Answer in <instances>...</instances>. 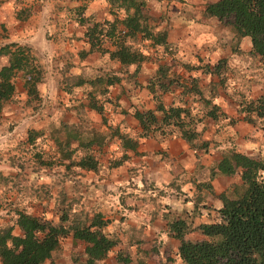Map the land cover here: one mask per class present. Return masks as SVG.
Masks as SVG:
<instances>
[{"label":"trees","instance_id":"16d2710c","mask_svg":"<svg viewBox=\"0 0 264 264\" xmlns=\"http://www.w3.org/2000/svg\"><path fill=\"white\" fill-rule=\"evenodd\" d=\"M103 1L106 15L95 18L92 17L95 13L84 15L88 0H56V3L65 8L66 17L84 28L88 49L81 50L80 56L98 51L107 53L121 64L119 73L111 67L96 64L87 72L76 75L67 73L69 68L64 64L60 83L62 89L72 93L75 87L84 83L91 85L86 100L78 102V105H69L68 108L79 111L85 106L106 121L103 101L109 98L106 94L109 85L119 82L124 77L122 72H126L136 83L139 67L149 55L146 47H137L135 41H143L150 47L154 45L157 58L164 55L171 42L167 38L168 18L163 19L164 15L150 12L151 0ZM30 12L29 6H20L15 14L18 18H25ZM203 12L206 16L218 19L226 32L231 33L228 32L231 47L237 53L250 56L251 63L257 68L255 73L263 78L264 69L259 67L264 65V0H211L206 2ZM243 37L249 40V50L239 48ZM133 64L135 67L128 72V66ZM204 66L203 71L217 73L218 83L224 85L226 57L219 58L213 65L205 63ZM187 67L193 68L194 65ZM43 77V64L30 45L13 40L1 43L0 114L14 110L17 123L30 121V112L27 111L25 116L22 112L26 107H35L39 111L41 103H35V100L39 96L37 83ZM175 84L182 86L183 97L189 94V98L182 103L165 104L162 94ZM146 87L154 106L133 108L132 116L138 124L135 133L122 131L119 126L111 124L110 129L95 127L86 115L57 123L53 117H49L28 136L27 142H33L36 134L40 139L52 143L53 150L33 152L37 165L29 175L30 180L23 182L25 187L14 188L18 171L0 167L1 200L11 193L29 204L51 201L58 213L55 220L30 213L21 207L15 209V224L20 233H14L13 224L9 222L0 224V264H57L53 252L61 247L62 239L68 235L73 242H84L83 258H75V264H99V260L108 256L119 238L106 230L111 218L105 217L99 209L100 203L92 198L95 188L87 185L85 176L101 168L102 163L96 151L112 141L120 153L118 156L115 152L109 153V157H113L110 158L113 159L112 166L127 160L130 152L140 153L139 140L145 137L178 135L195 150L208 149L209 140L202 138L207 116L213 119L227 117L226 112L213 102L214 94H206L197 77L189 79L162 67L155 69ZM23 88L24 96L21 95ZM193 102H197V108ZM237 104L238 115L231 117V121L238 118L247 122H254L255 118L264 120V88L255 96L238 92ZM55 113L57 117L59 114L60 119L62 113L59 110ZM45 131L47 133L43 134ZM6 138L2 136L1 139ZM0 148L4 152L5 144H1ZM38 167L45 171L50 168L51 171L46 172L51 173L46 177V172L38 171ZM215 167L221 174L238 173L240 182L217 194L221 203L212 207L214 214L210 220L194 224L195 212L199 210L198 203L201 200L199 194H195L192 211L183 210L180 214L164 211L167 233L178 239L177 252L182 264H264V154L251 155L235 146L228 147L221 151ZM10 178L13 183L8 181ZM200 185L212 191L209 181H202ZM147 186L155 189L154 181H149ZM52 187L56 188L55 193ZM19 188L24 191L17 193L15 189ZM156 191L154 196L149 194V197H157L162 189L157 188ZM206 212L209 215L212 213L209 207ZM194 229H198L205 237L187 238L186 233ZM116 259L126 264L131 256L125 251H118Z\"/></svg>","mask_w":264,"mask_h":264},{"label":"crops","instance_id":"0c3cea01","mask_svg":"<svg viewBox=\"0 0 264 264\" xmlns=\"http://www.w3.org/2000/svg\"><path fill=\"white\" fill-rule=\"evenodd\" d=\"M208 1L211 0H151L150 12L164 15L163 19L168 18L167 38L171 45L163 52L161 58L148 55L135 76L136 83L126 72H122L124 77L108 87L106 94L109 98L103 101L107 123L119 126L122 131L135 133L138 124L132 116V110L134 107L154 106L146 83L161 62L170 65L175 61L179 68L172 71L187 77L193 71L187 65L205 58L210 64H214L219 58L226 57L225 82L223 87H218L213 102L219 105L220 110L226 112L227 117L213 119L207 116V126L202 133V138L209 140L206 151L193 149L178 135L166 138L145 137L139 140L140 153L129 151L130 157L127 160L114 166L103 164L98 171L87 174L90 176L86 178L95 180L87 184L90 188H95L92 198L100 203L99 209L104 212L105 217L111 218L106 230L115 233L119 238L118 243L108 252L115 261L113 264H121L116 259L118 251H125L131 256V260L126 264H182L177 252L178 239L167 233L164 211L169 210L176 214L183 210L192 211L195 194H199L201 200L198 203L199 210L195 212L194 224L210 220L214 214L212 207H217L221 203L217 194L240 182L238 173L225 175L217 172L214 176H209L211 168L217 170L215 163L221 156V151L235 146L245 152L259 149L264 154V123L257 125L241 118L230 120L231 117L238 115V92H244L245 96L261 93L264 88V77L259 78L255 73L257 68L251 63L250 56L237 53L231 47L230 36L218 19L204 14L203 10ZM92 2H97L98 6L93 7ZM104 4L103 0H88L86 11L91 10L96 17L104 16L106 15ZM58 5L56 0H37L36 3L30 0H9L5 3L0 0V23L4 29L7 25L13 27L19 22H28L35 13L42 12L45 20L42 27L46 34L44 39L26 40L25 35L28 33L24 32L26 31L24 28L28 23H22L17 30L21 36L1 31L0 44L12 40L26 43L31 46L43 64L44 77L37 83V92L43 98L39 111L41 114L45 113V117L65 106L78 105V102H84L88 96L91 88L89 83L75 87L72 93L61 88L65 66L69 68L67 73L75 75L87 72L96 64H101L105 68L111 67L117 73L120 72L121 66L117 59L110 58L107 53L91 51L80 56L81 50L88 49L86 38L83 36L80 38L81 41L76 43L72 31L80 25L66 17L65 8ZM20 6L30 7L31 12L25 18H18L15 14ZM246 38L243 37L239 43L242 50L251 48ZM134 67L135 64L128 66V72ZM259 69H264V65ZM202 74L208 75L212 80L218 77L214 72ZM259 85L261 90L255 92L254 86ZM54 90L62 95L53 97ZM24 91L23 88L22 96ZM57 98L65 102L62 108L56 103L52 104ZM162 98L165 104L182 103L189 95L183 97L182 86L175 84L162 94ZM46 100L50 104L45 103ZM193 104L197 108V102ZM28 109L29 107H26L22 112L23 116ZM72 109L73 112H77L76 109ZM13 111L2 114H8L10 117L14 114ZM97 115L99 114L95 113V117ZM74 117L78 118L77 115ZM0 123L3 127L6 122ZM0 135L4 136L3 132ZM164 153L167 155L164 156ZM151 180L154 181L155 189H149L147 186ZM202 181H209L212 184V191L202 185L198 186ZM157 188L162 189V192L155 198L149 197V194L152 196L156 194ZM207 207L212 211L210 215L206 212ZM186 237L200 239L205 235L194 229L187 232ZM155 241L158 243V251L154 254L150 248ZM171 256L173 260L169 261L168 257ZM104 260L105 258L99 260V264H104Z\"/></svg>","mask_w":264,"mask_h":264},{"label":"rangeland","instance_id":"374dc122","mask_svg":"<svg viewBox=\"0 0 264 264\" xmlns=\"http://www.w3.org/2000/svg\"><path fill=\"white\" fill-rule=\"evenodd\" d=\"M3 1L5 3L9 2V0H3ZM30 1H32V2L34 1L36 3L37 0H30ZM92 5H93V7L98 6L97 2H92ZM7 7H8V5H7ZM91 14H92V11L88 10V9H87V11L85 10V12H84V15H86V16L91 15ZM92 17L95 18L96 15L92 14ZM43 22L45 23V20L42 17V12L39 14L35 13L32 20H29L28 22H19L18 25H15L13 27H10V25H7V28L4 29L0 23V32L2 31V32L7 33V34L9 33L12 35L21 36L20 32L17 31L19 28V25L22 23H28L26 25V27L24 28V30H26L24 32L28 33L27 35H25V39L26 40L28 39L31 41L32 38H38V40H42V39H44V36L46 37L45 32L42 30ZM228 32H226V33L228 34ZM72 33L74 34L73 38H75L76 43H79L81 41L80 38L84 36L83 26H81V27L77 26V28L75 30H73ZM230 34H228V36H230ZM138 42H139V40L137 42L135 41V45L137 47L141 48L142 46L143 47L145 46L146 50L149 52V57L150 56L156 57V51L154 50L155 49L154 45H151V47H150V45L146 46L145 42H143V41H140L139 43ZM246 42H248V41L246 40ZM86 58H88V57H86ZM91 58H92V56H91ZM205 62L209 63V61L206 60V58H205L204 60L199 59V61L197 63L192 64V65H194V67L192 68L193 71L187 77L189 79H190V77H197L198 82L201 85V87H204L205 93L206 94L211 93V94L215 95L216 92L218 91V87H223V85L218 83V77H216L215 80H212L209 78L208 75L202 74V72H207V71H203V68L205 67L204 66ZM210 65H213V64H210ZM171 66H173V68ZM159 67H162V69L167 70V71L178 70V68H179V67H177V63L175 61H173L170 65H167V63L161 62L159 64ZM207 73H210V72H207ZM191 75H197V76H191ZM259 87H260V85L254 86L255 92H257V91L259 92L261 90V89L259 90ZM249 90H251V89H249ZM48 95H50V94L48 93ZM58 95L60 97L62 94L56 93V91L54 90L53 97H56ZM45 99H47V98H45ZM59 99L57 98V100L52 104L54 105L56 103V104H58L59 107L62 108L64 106L65 102H62ZM36 100H35V103H38V101H40V103H41V100H43V98L38 96V97H36ZM44 102L48 103V100H46ZM48 104H50V103H48ZM28 111L31 114L30 121H23V122L21 121L18 123L16 122L17 117L15 115L16 114L15 111H13L14 114H11L10 117L7 116L8 114L7 115L0 114V122L1 121L6 122L3 125V127L1 126V123H0V133L5 130V132L3 134H4V136L8 137L5 140H2L1 139L2 136L0 135V142L2 141L0 143V145L3 143L5 144L4 152L0 148V167H2V168H14L15 170H13V172L18 171V174H17L18 177L15 178V181H14L15 182L14 188L25 187L23 182L27 183L30 180V177H29L30 173L35 171V169H36L35 165H37V164L34 163V161L36 160V157L33 154V152L38 151V150H40L42 152L43 151L44 152L45 151H51L52 152V150H53L52 149L53 148L52 143H50V142H48L42 138L40 139V137H38L36 134H35V139L33 140V142H31L29 144L27 142L28 136H30L35 129L40 128L42 126V124L44 123L43 121L49 119V117H53L52 119L54 120V122L57 123L59 121L60 122L69 121L70 118H73L75 115H77L79 117H81L82 115H86L90 118L91 123L95 127H98L101 129H110L109 124L105 120H102L100 115H97L95 117V113H93L90 109H88L85 106L81 107V109H79V111H77L76 113L73 112L72 108H68V106H65V108L59 110V113L60 112L62 113V116L60 118L61 120L59 119V114L57 117V114L55 113V111L52 113V115L48 114L46 117L44 116L45 113L41 114V111L36 110L35 107H32V108L29 107ZM70 111H72V112H70ZM244 121H246V120H244ZM263 121H264L263 118H255L254 122H251V123L260 125L261 123H263ZM46 133H47V131H45V133H43V134H46ZM4 141H6V142H4ZM113 143H114V141H112L108 146L103 147V149L100 148L96 151V152H98L97 155H98L99 160H101L102 165L103 164L111 165V162L113 163V159H110L113 157H109V153L111 154L113 152H116L115 155H117V156L120 155L119 152L117 151L118 149L114 147ZM247 153H249L251 155L263 154V153H261V151H259V149H252L250 152H247ZM20 162L22 164H20ZM37 170L41 171L44 169L38 167ZM46 171H51V170H50V168H48ZM46 171L44 170V172H46ZM217 172H218L217 170H215L214 168L213 169L211 168L210 172H209V176L212 177ZM50 173L51 172H49V173L46 172V175H47L46 177H48V175ZM86 179L90 183L94 182L93 179L89 180L90 177H88ZM8 181H10V183L11 182L13 183L12 178H10ZM16 185H19V186H16ZM21 188L15 189V191L17 193H22V191H24V190ZM52 191H53V193H55L56 188L52 187ZM2 194H3V192L0 190V195H2ZM19 207L25 209L26 211H29L30 213L42 215V216H45L48 218H53L55 220L58 218V213H57L55 207L53 206V204L51 203V201H47V202H43V201L40 202L39 201V202H34L33 204H31V203L29 204V203L24 202L23 200L19 199L18 196H13V194L10 193V194L6 195V197H4L2 200L0 197V224L2 222L3 223L9 222V224H13V227H14L13 232L14 233H20L19 227L15 224L16 215L14 213L15 209H19ZM60 244H61V247H59L58 250L53 252V259L57 262V264H75L76 263V261L74 260L75 258H77V260H81L83 258V247H84L83 241L79 240L77 242H73L70 238V235H68L62 239ZM150 250L154 254L158 251V243L156 241L151 244ZM168 260L169 261L173 260V256L168 257ZM113 262H115L113 257L108 254V256H106V258L104 260V264H113Z\"/></svg>","mask_w":264,"mask_h":264}]
</instances>
